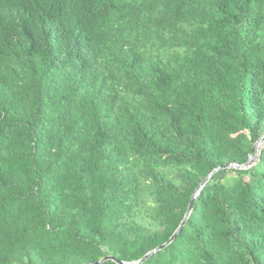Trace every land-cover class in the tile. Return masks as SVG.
Returning a JSON list of instances; mask_svg holds the SVG:
<instances>
[{"label": "trees", "instance_id": "trees-1", "mask_svg": "<svg viewBox=\"0 0 264 264\" xmlns=\"http://www.w3.org/2000/svg\"><path fill=\"white\" fill-rule=\"evenodd\" d=\"M263 135L264 0H0V264H134ZM253 156L139 264H264Z\"/></svg>", "mask_w": 264, "mask_h": 264}, {"label": "water", "instance_id": "water-1", "mask_svg": "<svg viewBox=\"0 0 264 264\" xmlns=\"http://www.w3.org/2000/svg\"><path fill=\"white\" fill-rule=\"evenodd\" d=\"M264 142V135L253 145V148L249 154V158L248 161L245 164H235V163H228V164H224L221 165L217 168H215L211 173H209L203 180L202 182L197 186V188L195 189L192 198L189 202L188 208L186 210L185 216L182 219L181 223L179 224V226L177 227V229L174 231V233L170 236V238L163 244H161L160 246L156 247L155 249L149 251L148 253H146L141 259H139L138 261H136L134 264H139L141 262H143L144 260H146L149 256H151L153 253H155L158 250H161L163 248H165L167 245H169L175 238L176 236L180 233V231L183 229L184 225L186 224L187 218L190 215L192 208H193V200L195 198V196L197 195V193L202 189V187L205 185V183L210 179V177L219 169H224V168H237V169H243V168H248L249 166H251V164L254 162V156L253 153L255 150H259L262 148V144ZM107 259H112L115 260L118 264H130L128 262H125L123 260H119L114 256H106L101 258L99 261L95 262L94 264H99ZM86 264H91V263H86Z\"/></svg>", "mask_w": 264, "mask_h": 264}]
</instances>
